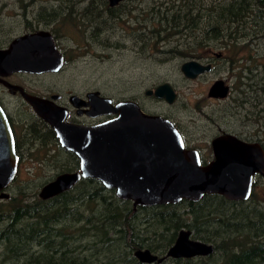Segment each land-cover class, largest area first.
I'll return each instance as SVG.
<instances>
[{"label": "trees", "instance_id": "1", "mask_svg": "<svg viewBox=\"0 0 264 264\" xmlns=\"http://www.w3.org/2000/svg\"><path fill=\"white\" fill-rule=\"evenodd\" d=\"M16 1L24 10L36 3ZM54 1L57 7L38 5L34 17L41 24L51 17L61 28L53 30L56 35H64L67 24L81 27L87 19L84 31L92 25L96 38V26L108 21L100 17L119 19L123 13L124 1L111 8L107 0H98L108 11L102 14L94 7H98L96 0H87L80 12L76 5L85 0ZM150 12L149 38L155 48L161 41L172 44L162 51L166 56L201 59L209 49L220 46L237 63L252 38L264 39V0H152ZM247 37L248 42L239 44ZM172 38L176 39L172 42ZM251 59L248 55L246 61ZM258 62L264 67V55ZM49 141L40 138L38 149L29 152L30 159L50 163L61 173L74 171V153L69 152L63 164L52 162L45 147ZM251 200L256 204L251 212L243 202H229L218 195H207L198 203L182 201L134 210L131 201L119 200L114 190L97 180H81L70 191L46 201L39 199L36 190L19 192L0 201V264H141L134 251L148 249L163 255L182 228L192 231L195 240L213 245L214 253L196 263L176 264H264V213L257 210L255 193ZM215 256L219 259L211 261Z\"/></svg>", "mask_w": 264, "mask_h": 264}, {"label": "water", "instance_id": "2", "mask_svg": "<svg viewBox=\"0 0 264 264\" xmlns=\"http://www.w3.org/2000/svg\"><path fill=\"white\" fill-rule=\"evenodd\" d=\"M125 0H108L116 6ZM64 58L50 32L39 30L15 38L7 49H0V74L11 72L42 73L58 71ZM211 64L191 59L180 70L189 79L209 72ZM10 87H15L7 83ZM16 88V87H15ZM147 94L176 99L173 86L164 82ZM209 97L224 98L228 86L216 80L208 90ZM36 114L55 131L59 144L74 153L79 171L66 172L43 185L39 199L46 201L70 191L81 180L95 179L119 200L131 201L136 207L176 205L182 201L198 203L207 195H218L230 202L248 201L253 178L264 177V151L256 142H247L232 134H222L211 141L214 160L201 165L196 150H187L175 125L162 116L144 113L132 100L112 102L98 91L87 94L89 115H115L95 125L72 124L65 120L67 108L53 99L33 96L22 91ZM80 98L70 97L73 106ZM18 160L13 135L0 108V200H7L6 189L15 180ZM191 232L181 230L165 257L149 250H136L133 255L142 264L162 263L166 258L207 257L214 253L211 244L190 239Z\"/></svg>", "mask_w": 264, "mask_h": 264}, {"label": "rangeland", "instance_id": "3", "mask_svg": "<svg viewBox=\"0 0 264 264\" xmlns=\"http://www.w3.org/2000/svg\"><path fill=\"white\" fill-rule=\"evenodd\" d=\"M97 2L98 0L96 4ZM42 4L57 7L54 0H36V3L29 7L28 17L34 18L38 5ZM151 4L152 0L124 1L121 4L123 13L119 19H110L107 15L104 19L108 21L99 18L100 21H105L100 25L105 26L96 38L92 37V25L84 31L87 19L83 20L84 24L81 27L65 24L61 46L67 49L68 62L60 73L40 77V83L49 84L51 88L60 91L95 89L105 96L121 99L129 98L133 94H142L146 87L151 88L162 81H169L179 93L176 103L168 105L164 101L155 103L153 101L154 107L173 114L177 121L186 125L189 132L200 138V144L203 146L208 147L210 139L220 130L236 131L247 138H255L257 130L259 133L264 132V122L250 123L249 120L247 121L249 123L243 124L240 116L228 114L225 102L207 96L213 80L230 78L228 63L224 57L215 60L211 72L198 79L187 80L180 71V64L189 59L163 54L162 51L170 49L171 43L158 42L157 48L152 45L153 42L149 38L152 23ZM86 6L87 0L80 1L76 5V10L80 12ZM132 7L135 9L128 15V10ZM0 8V35L12 37L21 34L24 30V19L18 2L0 0ZM138 26L143 28L139 29ZM142 36L146 38V46L136 42L137 38ZM175 39L172 38L170 41L173 42ZM244 42L245 40L239 44ZM249 44L254 59L258 60L264 55V39H253ZM214 49L215 52H226L220 46ZM262 135L264 133L259 134V137H263L264 140ZM27 162L20 168L16 180L6 189L9 195H17L23 191L30 194L35 190L39 192L47 179L56 171H60L50 168V163L38 164L31 161L27 164ZM254 193L264 213V185L258 184L254 188ZM248 205H251V202ZM218 257L215 256L211 261H217Z\"/></svg>", "mask_w": 264, "mask_h": 264}, {"label": "flooded vegetation", "instance_id": "4", "mask_svg": "<svg viewBox=\"0 0 264 264\" xmlns=\"http://www.w3.org/2000/svg\"><path fill=\"white\" fill-rule=\"evenodd\" d=\"M30 5H28L25 10L21 9V14L24 19L23 32L19 35L12 36V37L11 36L2 37L0 35V49H7L10 43L18 36H21L27 33L37 32L39 30L48 31L51 33L53 40L55 41L56 47L63 55L64 66H65V64L68 62V59H67V54H66L67 49L61 46L62 45L61 41H62L63 36L56 35L53 33V30L58 29V28L61 29V28L60 27L57 28V26L55 25V21H53L51 17L45 20L46 21L45 23L47 24L39 23L36 20V17L34 18L28 17V13L30 11L29 10ZM97 5L98 7H96V5H94V7L97 9L98 13L102 14L103 12H108V11L103 10L100 2L99 3L97 2ZM108 7L113 8L115 6H110L108 4ZM100 19L104 20V17H100ZM96 27H97L96 35H100L99 30L101 33L104 27H102L101 25L99 27L98 26ZM247 39L248 37L246 38L245 41L248 42ZM253 39H259V38H252L250 41L252 42ZM144 41L145 42L143 43L142 41H136V42L137 44L142 43V45L144 44L143 46H146V39ZM214 50L215 49H209L206 52V54L203 56L205 60H201L203 58L194 59V60H197L203 64H211V69L209 71L211 72L214 68L215 60H220L222 59V57H224V59L228 63V73L230 72V78L229 79L228 78L227 79L216 78L215 80H213L211 85L216 80L222 79L224 81V84L228 86V94L224 98L209 97L208 94L207 96L211 99L225 102V106H226L225 109H227L228 114L232 116H236V115L240 116L243 124L249 123L247 122L249 120H250V123L264 122V110H263L264 105L262 102L264 99V67H263L262 62H258V60H256L257 58L255 59L253 58L250 52V47L248 48V50L245 49L246 50L245 54L242 53L241 55L242 58L238 60L237 63L236 62L232 63L231 57L229 56L230 54H228L227 52L225 51L215 52ZM248 55H251L252 59L246 61V58ZM64 66L60 68L58 71H50V72H42V73L15 71V72H11L6 75L0 74V108L3 110L6 120L9 123L10 129L13 135L15 154L18 160V169H17L15 180L23 164L27 161H28L27 164L33 161L29 157V152L36 151L38 149L40 138L46 139L48 137V139L50 140L48 143H46L47 145L45 147L49 149V157H51L52 162L57 161L59 164H63L64 162H67L66 155L70 152V151H67L65 148H63L59 144V141H58V138L56 136L54 129L36 114L32 105L23 97L22 91H24L25 93L29 95L38 96L44 99H51L52 95H58V98L53 99V101L57 105L67 108V115H66L65 120L72 124L89 126V125H95L97 123H100V122H103V121H106V120H109L115 117V115L113 114L112 115H96V116H91L88 114L87 111L91 110V108H90V105L87 104L89 101L87 94L92 91H98L100 95L105 96L99 90L90 89V90H85V91H72V90L67 89V90L60 91L58 89L51 88V85L49 84L45 85V84L40 83L39 81L40 77H43L45 75L58 74L64 69ZM209 72L200 74L194 79H189L185 77L184 75L183 77L184 79H187V80H195V79H198L204 76L205 74ZM164 82L170 83L169 81H162L151 88L149 87L144 88L142 94L140 93L133 94L129 98H121V99L112 98V102L116 103L119 100H126V99L132 100L138 104V106L144 113L149 114V115L162 116L170 120L175 125L179 133L181 134L184 147L187 150H196L199 154L201 165L203 166L211 163L214 160V154H213V150L211 146V141L215 137L222 135V134H232L244 141L259 143L262 146L263 151H264V140L262 139L263 137L262 138L259 137V134H263L264 132L259 133V130H257V135L255 138L244 137L240 135L239 133H237L236 131L220 130L216 132L213 135V137L210 139V142L208 143V147H205L202 144H200L201 142L200 138L194 136L191 132H189V130L186 129V125H183L180 123V121H177L176 117L173 114L158 110L154 107L153 101L154 103L155 101H164L168 105H174L179 97L178 91L175 89L174 85L171 83L170 84L173 86L177 94L175 101L172 103H168L164 98H157L153 94H147L148 90L154 89L157 85L164 83ZM7 83H9L12 86H15L16 88L8 86ZM73 95H76L80 98L79 100L81 103L80 106H73L70 103V97ZM49 127L52 131V135H51L50 130H48ZM206 150L209 152L205 153ZM50 168H53V167H50ZM77 171H79V161L76 156V169L72 172H77ZM62 173H66V172H62ZM62 173L60 171H56L55 174H53L51 177L47 179L46 183L54 180L58 175ZM86 180H95V179H86ZM252 184L253 185H252V192H251L250 198L248 199V201L243 202V205L247 209L246 211H250L251 208H253V206H256V204L254 203V201L251 200V198H252V195L254 194V188H256L258 184L264 185V177H262L261 175H256L253 178ZM250 202H251V205H248ZM133 208L134 210H136L137 208H142V207L135 208L133 206ZM257 208L259 212L263 213V211L260 208V202ZM181 230L190 231L185 228L178 230L173 237L172 244L168 247V249L163 255L153 254L150 250L149 251L153 255L158 256L159 258L165 257L169 249L174 245L178 237V234ZM190 232H191L190 239L195 240L193 238L192 231ZM196 241H199V240H196ZM203 243H206V242H203ZM207 244H210V243H207ZM142 250H148V249H142ZM208 257L209 256L195 257V258H189V259L187 258H180V259L166 258L160 264H176V262H179V261L180 262L192 261L193 263H196L199 259L208 258ZM153 264H157V263H153Z\"/></svg>", "mask_w": 264, "mask_h": 264}, {"label": "bare ground", "instance_id": "5", "mask_svg": "<svg viewBox=\"0 0 264 264\" xmlns=\"http://www.w3.org/2000/svg\"><path fill=\"white\" fill-rule=\"evenodd\" d=\"M150 208V207H149Z\"/></svg>", "mask_w": 264, "mask_h": 264}]
</instances>
